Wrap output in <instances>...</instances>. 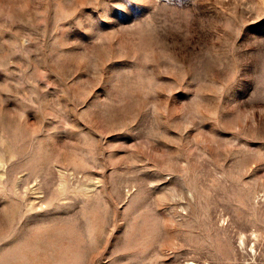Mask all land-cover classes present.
I'll return each mask as SVG.
<instances>
[{"label":"rangeland","instance_id":"obj_1","mask_svg":"<svg viewBox=\"0 0 264 264\" xmlns=\"http://www.w3.org/2000/svg\"><path fill=\"white\" fill-rule=\"evenodd\" d=\"M0 264H264V0H0Z\"/></svg>","mask_w":264,"mask_h":264}]
</instances>
